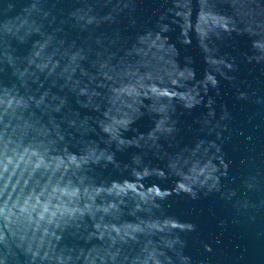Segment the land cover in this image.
<instances>
[{
    "label": "water",
    "instance_id": "95a60500",
    "mask_svg": "<svg viewBox=\"0 0 264 264\" xmlns=\"http://www.w3.org/2000/svg\"><path fill=\"white\" fill-rule=\"evenodd\" d=\"M0 264H261L100 0H0Z\"/></svg>",
    "mask_w": 264,
    "mask_h": 264
}]
</instances>
